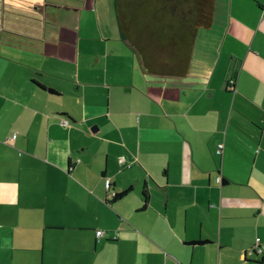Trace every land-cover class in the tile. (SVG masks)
<instances>
[{"label":"crops","instance_id":"crops-1","mask_svg":"<svg viewBox=\"0 0 264 264\" xmlns=\"http://www.w3.org/2000/svg\"><path fill=\"white\" fill-rule=\"evenodd\" d=\"M114 1L0 0V264H264V0L168 75Z\"/></svg>","mask_w":264,"mask_h":264},{"label":"trees","instance_id":"trees-1","mask_svg":"<svg viewBox=\"0 0 264 264\" xmlns=\"http://www.w3.org/2000/svg\"><path fill=\"white\" fill-rule=\"evenodd\" d=\"M115 15L123 39L141 56L143 68L157 75L170 74L163 56L189 61L198 28L213 22L215 0H115ZM205 23V24H204ZM170 43L174 49L170 50ZM181 69V61L172 73ZM51 91V90H50ZM53 92V91H52ZM111 185V184H110ZM109 185V186H110ZM127 192L115 196L119 199Z\"/></svg>","mask_w":264,"mask_h":264},{"label":"built area","instance_id":"built-area-1","mask_svg":"<svg viewBox=\"0 0 264 264\" xmlns=\"http://www.w3.org/2000/svg\"><path fill=\"white\" fill-rule=\"evenodd\" d=\"M234 84H235V80H234V79L229 80V82H228V84H227L229 90H231V89L235 86ZM14 138H16V136H14L13 139H14ZM223 149H224V145H223V144H220V145L218 146V149L216 150V151H217V154H218V155H221L222 152H223V151H222ZM218 182L221 183V182H222V178H219V179H218ZM109 185H110V182L107 181L105 186H106L107 188H109ZM103 235H104V234H103L102 231H98V232H97V236H98V238H102ZM258 252H259V253H263V249H262L261 247H259Z\"/></svg>","mask_w":264,"mask_h":264},{"label":"rangeland","instance_id":"rangeland-1","mask_svg":"<svg viewBox=\"0 0 264 264\" xmlns=\"http://www.w3.org/2000/svg\"><path fill=\"white\" fill-rule=\"evenodd\" d=\"M217 29H218V27H217ZM217 31V30H216ZM208 57H210V55H208Z\"/></svg>","mask_w":264,"mask_h":264}]
</instances>
